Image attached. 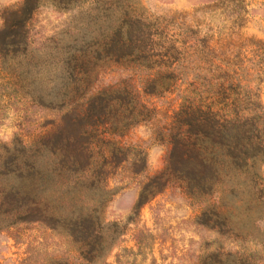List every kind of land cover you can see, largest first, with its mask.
<instances>
[{
    "label": "rangeland",
    "instance_id": "rangeland-1",
    "mask_svg": "<svg viewBox=\"0 0 264 264\" xmlns=\"http://www.w3.org/2000/svg\"><path fill=\"white\" fill-rule=\"evenodd\" d=\"M23 2L0 0V264H88L59 221H24L18 186L34 158L43 173L57 167V135H49L66 112L90 92L124 83L146 110L122 141L146 164L138 173L128 163L110 169L98 209L104 249L89 264H203L215 249L264 264V245L200 223L202 203L175 167L166 187L135 209L141 185L166 169L183 106L264 121V0H34L19 29L13 13ZM9 28L18 29L12 38ZM253 179L239 175L230 220L235 232L264 237V203L252 197V186L264 195V166ZM92 191L73 190L74 201L57 206L61 220L93 208Z\"/></svg>",
    "mask_w": 264,
    "mask_h": 264
},
{
    "label": "trees",
    "instance_id": "trees-1",
    "mask_svg": "<svg viewBox=\"0 0 264 264\" xmlns=\"http://www.w3.org/2000/svg\"><path fill=\"white\" fill-rule=\"evenodd\" d=\"M34 6V0H24L21 8L13 13L16 20L12 26L22 28ZM17 30L9 28L6 34L12 38ZM158 80V73L149 79L154 85H158ZM145 110L146 106L132 94L126 83L106 85L90 92L83 104L64 114L49 135H57L58 150L50 159L57 167L43 173L34 158L29 164L30 172L19 183L26 213L24 221H45L47 216L59 221L67 236L79 245L78 254L88 264L94 251L97 257L104 249V232L98 228L102 222L98 209L106 197L110 169L128 163L131 172L138 173L145 167L144 153L136 148L131 150L122 141L126 130L144 117ZM178 115L185 122L171 139L166 169L141 185L135 209L166 187L170 172H165L172 166L181 175L184 186L191 189V195L199 197L202 225L229 234L233 240L245 235L251 242L263 246L264 237L248 231L235 232L229 208L242 171L255 184L253 175L264 166L262 115L255 113L248 117L237 109L192 104L183 106ZM50 185L52 189L46 192ZM80 186L93 189L89 198L93 208L72 213L61 220L57 206L70 205L74 201L73 190ZM254 191L255 186H252V197L264 203V195L260 199L255 197ZM219 207L223 208L221 214ZM55 264L70 263L60 261ZM203 264H254V260L245 252L215 249L204 256Z\"/></svg>",
    "mask_w": 264,
    "mask_h": 264
}]
</instances>
